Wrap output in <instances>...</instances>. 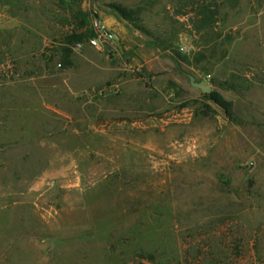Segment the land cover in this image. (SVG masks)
Segmentation results:
<instances>
[{
    "label": "rangeland",
    "instance_id": "obj_1",
    "mask_svg": "<svg viewBox=\"0 0 264 264\" xmlns=\"http://www.w3.org/2000/svg\"><path fill=\"white\" fill-rule=\"evenodd\" d=\"M0 264H264V0H0Z\"/></svg>",
    "mask_w": 264,
    "mask_h": 264
},
{
    "label": "built area",
    "instance_id": "obj_2",
    "mask_svg": "<svg viewBox=\"0 0 264 264\" xmlns=\"http://www.w3.org/2000/svg\"><path fill=\"white\" fill-rule=\"evenodd\" d=\"M90 28L94 35L88 40V45L92 48L100 49L103 45L113 43L117 38L116 32L107 27L105 21L93 18L90 22ZM77 48H80V44H77Z\"/></svg>",
    "mask_w": 264,
    "mask_h": 264
},
{
    "label": "trees",
    "instance_id": "obj_3",
    "mask_svg": "<svg viewBox=\"0 0 264 264\" xmlns=\"http://www.w3.org/2000/svg\"><path fill=\"white\" fill-rule=\"evenodd\" d=\"M116 11L125 20L134 21L137 19L139 11L134 9H126L121 6H116ZM209 98L220 107L227 116L232 115V102L225 100L219 93L212 92Z\"/></svg>",
    "mask_w": 264,
    "mask_h": 264
},
{
    "label": "water",
    "instance_id": "obj_4",
    "mask_svg": "<svg viewBox=\"0 0 264 264\" xmlns=\"http://www.w3.org/2000/svg\"><path fill=\"white\" fill-rule=\"evenodd\" d=\"M190 85L196 89H199L202 93L208 94L211 92L209 86H207L203 81L195 82L193 78H190Z\"/></svg>",
    "mask_w": 264,
    "mask_h": 264
}]
</instances>
